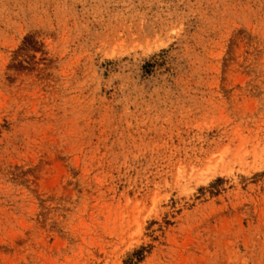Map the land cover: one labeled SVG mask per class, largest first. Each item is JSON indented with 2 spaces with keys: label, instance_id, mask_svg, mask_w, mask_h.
Returning a JSON list of instances; mask_svg holds the SVG:
<instances>
[{
  "label": "rangeland",
  "instance_id": "374dc122",
  "mask_svg": "<svg viewBox=\"0 0 264 264\" xmlns=\"http://www.w3.org/2000/svg\"><path fill=\"white\" fill-rule=\"evenodd\" d=\"M0 264H264V0H0Z\"/></svg>",
  "mask_w": 264,
  "mask_h": 264
}]
</instances>
